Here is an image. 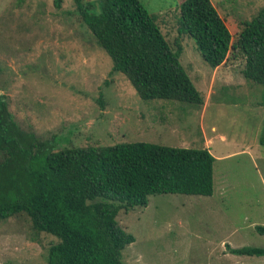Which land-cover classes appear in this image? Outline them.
<instances>
[{
	"label": "rangeland",
	"instance_id": "obj_1",
	"mask_svg": "<svg viewBox=\"0 0 264 264\" xmlns=\"http://www.w3.org/2000/svg\"><path fill=\"white\" fill-rule=\"evenodd\" d=\"M87 1L90 12L99 13L101 3ZM140 1L174 48L180 37V60L201 92V106L140 98L123 73H110L111 58L78 21L73 0H0V95L21 128L42 141L56 137L60 145L68 137L78 146L149 142L202 148V130L225 134V143L215 139L225 147L222 154L238 152L214 163L212 195H150L145 207L119 211L118 225L135 237L121 260L264 264V256L225 255L226 244L264 248V234L255 229L264 226V133H259L264 108L249 105L261 99L264 87L243 77L244 57L230 54L212 68L190 37L178 35L181 0ZM211 1L233 37L264 5V0ZM243 146L249 152L238 149ZM54 240L32 231L25 216L3 219L0 264H46L45 251Z\"/></svg>",
	"mask_w": 264,
	"mask_h": 264
},
{
	"label": "trees",
	"instance_id": "obj_2",
	"mask_svg": "<svg viewBox=\"0 0 264 264\" xmlns=\"http://www.w3.org/2000/svg\"><path fill=\"white\" fill-rule=\"evenodd\" d=\"M73 0L84 24L142 99L201 106L203 97L156 18L140 0ZM178 35L190 37L212 68L231 54L244 57L243 77L264 87V5L234 35L211 0L178 1ZM264 95V91L260 90ZM40 140L21 128L0 95V221L25 216L32 231L53 236L46 264H124L121 251L135 240L116 220L121 209L145 207L156 194L210 196L215 158L207 148L149 142L66 145ZM62 140V139H60ZM70 143V144H69ZM255 229L264 234V226ZM227 245L236 255L264 256V248Z\"/></svg>",
	"mask_w": 264,
	"mask_h": 264
},
{
	"label": "crops",
	"instance_id": "obj_3",
	"mask_svg": "<svg viewBox=\"0 0 264 264\" xmlns=\"http://www.w3.org/2000/svg\"><path fill=\"white\" fill-rule=\"evenodd\" d=\"M259 96H260V100H264V95L261 93V91L259 90ZM256 101V102H253L249 105H252V104H256L258 105L260 108H264V102L262 101ZM209 100H207L206 102L208 103ZM237 108V107H236ZM261 123L264 124V119H262ZM211 132L212 133H215L216 132V126L215 125H211ZM264 126L261 127L260 129V132L259 133H264ZM241 135H243L242 137L245 138V134L242 133ZM200 139L202 140V148H207L209 150V152L213 155V157L215 158V161L214 163L217 161V159H221L222 157H225V156H228V155H231V154H234L235 152H238V151H234V152H229V153H226V154H222V148H225L223 145H220L218 143H225L228 138L225 136V134L219 132V133H216L214 136H208L204 130H202L201 134H200ZM215 139L218 140V143L215 142ZM200 140V141H201ZM245 140V139H243ZM229 143V142H228ZM211 145H212V149H211ZM223 146V147H222ZM247 146H243L241 148H238L241 152L242 151H246V152H249V149L246 148ZM213 163V165H214ZM214 170V169H213ZM216 177V176H215ZM214 177V172H213V178ZM222 177H218V180H222L221 179ZM227 253H230V252H226L225 255Z\"/></svg>",
	"mask_w": 264,
	"mask_h": 264
}]
</instances>
